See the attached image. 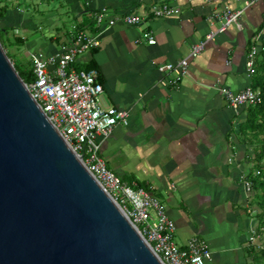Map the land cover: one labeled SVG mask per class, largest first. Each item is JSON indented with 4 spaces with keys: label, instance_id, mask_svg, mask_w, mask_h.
Instances as JSON below:
<instances>
[{
    "label": "crops",
    "instance_id": "obj_1",
    "mask_svg": "<svg viewBox=\"0 0 264 264\" xmlns=\"http://www.w3.org/2000/svg\"><path fill=\"white\" fill-rule=\"evenodd\" d=\"M243 1L249 0H67L68 32L42 33L49 21L34 17L36 25L22 19L12 30L26 33L27 59L68 46L75 30L98 39L94 52L80 54L74 64L93 62L102 85L101 106L127 112L124 125L106 138L97 136L98 156L122 183L159 199L174 223L177 246L190 238L206 245L204 264H264L248 241L257 212L250 207L251 188L243 187L252 157V146L238 130L245 107H227L218 91L250 88L253 74L244 63L251 45L264 44L262 4L252 2L238 27L230 25L208 41L174 83H168L173 75L156 68L186 57L191 45L221 23L222 9H240ZM160 5L178 14L156 18L152 10ZM123 15H136L140 23L127 26ZM5 18L0 27H12L2 22ZM142 31H149L155 44L140 40ZM260 58L259 52L254 64Z\"/></svg>",
    "mask_w": 264,
    "mask_h": 264
},
{
    "label": "water",
    "instance_id": "obj_2",
    "mask_svg": "<svg viewBox=\"0 0 264 264\" xmlns=\"http://www.w3.org/2000/svg\"><path fill=\"white\" fill-rule=\"evenodd\" d=\"M0 264H162L0 45Z\"/></svg>",
    "mask_w": 264,
    "mask_h": 264
},
{
    "label": "built area",
    "instance_id": "obj_3",
    "mask_svg": "<svg viewBox=\"0 0 264 264\" xmlns=\"http://www.w3.org/2000/svg\"><path fill=\"white\" fill-rule=\"evenodd\" d=\"M255 1L260 2L264 8V0H249L243 1L240 9H222L221 23L207 32L202 41L191 45L186 57L175 63L160 65L156 68L157 71L173 75L174 79L168 83H174L186 73L187 60L196 58L208 41L224 32L230 25L238 27L237 21L243 10ZM177 14L178 9L166 5L152 10V15L156 18ZM96 19L99 21L101 15H97ZM121 20L125 25L133 26L139 24L141 19L136 15H123ZM140 40L147 45L155 44L149 31H142ZM98 46L95 36L75 30L68 46L61 47L51 55L30 54L28 60L34 79L25 84V87L52 127L70 149L81 156L86 170L118 204L162 264H204L209 258L206 245L196 238H190L183 247L177 246L173 241L174 223L167 217L159 199L148 191L122 183L106 169L98 156L97 136L106 138L116 125H124L127 118L124 110L101 106L99 96L102 85L97 80L95 70L85 71L72 67L77 56ZM262 50L263 45L250 46L244 63L249 75L254 73L255 57ZM218 91L226 106L234 110L259 103L257 93L250 88L232 92L221 87ZM255 174L258 172L255 171ZM244 180L243 187L245 191H249L250 182ZM260 237L262 236L253 230L248 241L256 249L264 250V242Z\"/></svg>",
    "mask_w": 264,
    "mask_h": 264
},
{
    "label": "trees",
    "instance_id": "obj_4",
    "mask_svg": "<svg viewBox=\"0 0 264 264\" xmlns=\"http://www.w3.org/2000/svg\"><path fill=\"white\" fill-rule=\"evenodd\" d=\"M0 0V21L5 16V2ZM11 28L0 27V45L5 51V55L12 63V66L17 73L18 77L24 84H29L33 81L34 77L29 60L20 59L17 61L11 60L6 52L7 47L16 46L20 47L24 44V39L20 36H13L12 41L9 39ZM264 46V44H262ZM94 52V49L93 51ZM261 58L254 64V73L252 75V82L250 88L257 93L259 103L254 106H246L245 119L240 124L238 130L241 138L246 145L252 146L251 152V172L248 173L246 179L250 182V188L254 191L253 199L257 205V213L255 219L257 221L255 231L262 236L264 242V50L260 51ZM75 69H83L89 71L95 70L93 62L87 63L83 67L77 64L72 66ZM254 170V173L252 174ZM255 171L258 174H255ZM258 258L264 261V250H255ZM258 259V260H259Z\"/></svg>",
    "mask_w": 264,
    "mask_h": 264
},
{
    "label": "rangeland",
    "instance_id": "obj_5",
    "mask_svg": "<svg viewBox=\"0 0 264 264\" xmlns=\"http://www.w3.org/2000/svg\"><path fill=\"white\" fill-rule=\"evenodd\" d=\"M4 4L6 7L7 14L5 15L6 18L2 22H4L6 25H12V27H8V28H11V30H13L14 26L17 25L19 21L22 19L29 20L30 23H33L36 25V21L33 19V17L49 21L43 27L45 28V31L42 33H45V34L49 30L52 31V29H54L55 31L59 30V31L68 32V27L70 28L71 19L69 18L67 14L68 13L67 0H6ZM43 17H45L46 19H44ZM96 23H98L97 19H96ZM16 29L17 28L15 27L14 30ZM72 30L74 29L72 28ZM34 31L38 33L42 31V29L40 30L39 28H35ZM79 31L83 32V30L81 29H79ZM16 35L24 38V44L20 47H16V46L7 47L6 52L8 53V56L10 57V59L17 61L16 63L18 64V60L20 59L27 60V57L25 55H27L28 48L25 45L27 43V39L25 38L26 33L24 32L18 33V32L11 31L9 35V39L12 41L13 36H16ZM44 35H42V37L43 39H46ZM89 36H92V35H89ZM34 50L33 52H35ZM103 98L105 97L101 98L102 104L103 106H107L108 101H106L105 99L103 100ZM253 173H254V170L252 174ZM247 195L249 197V202L251 204L250 207L252 208L254 212H257L258 210L257 205L255 204V200L253 199V196L255 194L252 188L247 193ZM252 219L254 220V217Z\"/></svg>",
    "mask_w": 264,
    "mask_h": 264
}]
</instances>
